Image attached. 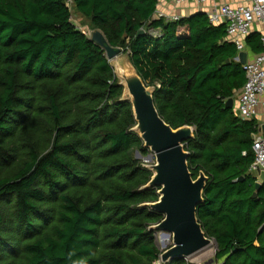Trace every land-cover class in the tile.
Wrapping results in <instances>:
<instances>
[{"label": "trees", "instance_id": "trees-1", "mask_svg": "<svg viewBox=\"0 0 264 264\" xmlns=\"http://www.w3.org/2000/svg\"><path fill=\"white\" fill-rule=\"evenodd\" d=\"M70 1L0 0V264L160 261L150 227L163 215L143 206L158 188L142 189L152 173L134 158L150 151L82 26L128 55L165 123L193 127L184 149L192 178L208 177L196 217L216 262L264 264V183L252 197L248 171L257 124L224 108L245 81L225 24L196 14L148 26L156 0ZM259 37L245 38L248 53Z\"/></svg>", "mask_w": 264, "mask_h": 264}, {"label": "water", "instance_id": "water-1", "mask_svg": "<svg viewBox=\"0 0 264 264\" xmlns=\"http://www.w3.org/2000/svg\"><path fill=\"white\" fill-rule=\"evenodd\" d=\"M156 13L147 23L158 20ZM144 33V30L139 32ZM90 39L101 46L119 84L122 86L121 100L131 105L135 132L144 148L154 157L153 164L145 165L152 173L149 181L142 187L158 188V199L144 203L163 218L150 229L162 231L171 235L172 245L161 252L160 262L168 263L172 259H188L210 246L214 241L205 236L197 221L196 208L203 201V190L208 177L200 171L195 179L188 168L189 153L184 149V143L193 138V127L184 125L173 129L159 116L154 105V87L147 86L130 63L128 55L121 53L119 48L110 46L99 31H92ZM247 53H238L240 64L246 62ZM233 99L224 102V108L232 109ZM238 116V110H234ZM261 136L264 138V125L261 126ZM252 139L254 135L251 136ZM148 159V156L146 157ZM258 180L254 183L256 193L264 183V170L257 169ZM241 180V179H239Z\"/></svg>", "mask_w": 264, "mask_h": 264}, {"label": "built area", "instance_id": "built-area-1", "mask_svg": "<svg viewBox=\"0 0 264 264\" xmlns=\"http://www.w3.org/2000/svg\"><path fill=\"white\" fill-rule=\"evenodd\" d=\"M70 3L71 1L68 0ZM160 2L180 5L191 2L198 6L208 5L204 15L210 25L225 24L226 38L233 43L236 49L234 61L239 63L238 53L246 52L247 58L244 64H240L245 81L242 87L234 93L238 116L243 119H251L256 114L258 106L264 108V0H245V2L233 5L228 0H156ZM158 18L167 22H176L181 18L175 14H167L156 10ZM252 32L259 34L261 52L252 54L249 58L245 45V38ZM153 37L159 36L158 31H151ZM251 150L254 160L249 171L256 173L257 169L264 170V138L261 133L254 136ZM245 154V153H243Z\"/></svg>", "mask_w": 264, "mask_h": 264}, {"label": "crops", "instance_id": "crops-1", "mask_svg": "<svg viewBox=\"0 0 264 264\" xmlns=\"http://www.w3.org/2000/svg\"><path fill=\"white\" fill-rule=\"evenodd\" d=\"M228 1L233 5L245 2V0H228ZM157 5L158 6H156V10H159V11L167 13V14H175V15L180 16V18H189V17L196 15V14H204L205 11L209 8L208 5L198 6V5L191 3V2L183 3L180 5H173L170 3L160 2V4H157ZM183 31H184V29H183ZM248 54H249L248 56L250 58L252 54L251 53H248ZM232 99H233L232 109L234 111V108L236 105L235 95L232 97ZM251 119H254L256 124H257V132L255 134H252V135L256 136L259 133H261V126L264 125V108L262 106H258L256 109L255 116ZM248 171H249V169H248ZM253 174L256 175L258 178L257 173H253Z\"/></svg>", "mask_w": 264, "mask_h": 264}, {"label": "rangeland", "instance_id": "rangeland-1", "mask_svg": "<svg viewBox=\"0 0 264 264\" xmlns=\"http://www.w3.org/2000/svg\"><path fill=\"white\" fill-rule=\"evenodd\" d=\"M71 19L72 22L81 25L82 20L79 19V16L73 11L71 10ZM84 30V33L88 36H90V32L86 30V27H81ZM233 110V109H232ZM148 156V159H146V157ZM145 157H142L138 152L134 153V158L139 159L141 158L142 162L144 163V165H149V164H153L155 162L154 157L149 154ZM162 231H157L154 234V239H155V243L156 246L158 247V249L162 252L165 249L169 248L172 245V239L170 237V239L167 242H159V235ZM165 233V232H162ZM161 243V244H160ZM214 253H215V243L213 242L209 247L203 249L202 251L198 252L197 254H195L194 256H192L191 258L186 259L188 262H192L195 264H218L214 258ZM160 261H156L155 264H159Z\"/></svg>", "mask_w": 264, "mask_h": 264}, {"label": "bare ground", "instance_id": "bare-ground-1", "mask_svg": "<svg viewBox=\"0 0 264 264\" xmlns=\"http://www.w3.org/2000/svg\"><path fill=\"white\" fill-rule=\"evenodd\" d=\"M170 237H171L170 234L161 232L158 239H159V242H164V241L167 242L170 239Z\"/></svg>", "mask_w": 264, "mask_h": 264}, {"label": "clouds", "instance_id": "clouds-1", "mask_svg": "<svg viewBox=\"0 0 264 264\" xmlns=\"http://www.w3.org/2000/svg\"><path fill=\"white\" fill-rule=\"evenodd\" d=\"M91 34V33H90ZM258 179V178H257Z\"/></svg>", "mask_w": 264, "mask_h": 264}]
</instances>
